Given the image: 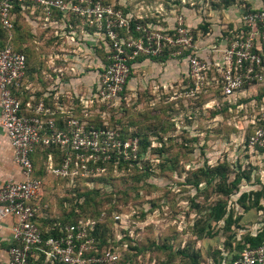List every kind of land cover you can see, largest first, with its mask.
Wrapping results in <instances>:
<instances>
[{
	"label": "rangeland",
	"instance_id": "374dc122",
	"mask_svg": "<svg viewBox=\"0 0 264 264\" xmlns=\"http://www.w3.org/2000/svg\"><path fill=\"white\" fill-rule=\"evenodd\" d=\"M99 1L138 20L161 22L165 16L181 15L194 26L195 38L202 33L199 28L209 31V15L219 17L222 4ZM245 3L237 0L236 5ZM169 91L130 92L126 86L113 107L78 111L74 117L84 134L94 130L97 136L88 140L93 146L84 145L78 152L70 145L59 148L60 163L71 157L74 168H88L90 175L72 184L45 177L39 203L56 217L63 215V207L73 206L67 199L82 204L80 190H99V196L91 198L97 206L82 215L101 224L100 234L113 247L102 264H221L227 251L245 248V237L264 227V152L249 150L246 144L250 124L264 113V91L248 90L230 99L235 103L217 116L202 100H173ZM37 163L40 168L43 160ZM237 179V188L225 195ZM243 194L246 208L254 203V194H261L263 210L245 211L238 201ZM219 202L225 204L226 215L215 222L213 209ZM229 214L231 226L225 223Z\"/></svg>",
	"mask_w": 264,
	"mask_h": 264
},
{
	"label": "built area",
	"instance_id": "2783aa9c",
	"mask_svg": "<svg viewBox=\"0 0 264 264\" xmlns=\"http://www.w3.org/2000/svg\"><path fill=\"white\" fill-rule=\"evenodd\" d=\"M15 4L23 11L40 9L45 20H50L54 11L62 18H81L104 42L107 64L95 92L80 101L81 112L92 108L105 110L108 105H113L125 91L134 63L140 58L161 57L166 49H172L169 58H177L187 65L181 82L172 89L173 100H207L203 106L212 109L218 106L214 97L217 90L223 101L232 103L230 99L248 90L264 88V3L257 11L246 12L240 26L229 32L230 36H220L221 42L211 47L209 56L205 49L197 46L193 29L181 15L167 28H162L158 23L132 24L129 16L94 0H0V25L8 33L14 27ZM26 64L22 52L14 51L10 46L0 51V123L6 132L13 160L25 178L0 188V218L13 220V244L8 250L7 264H102L111 257L110 251L105 252L104 258L88 256L95 250L93 240L88 238V230L93 229L94 222L68 226L63 237L48 239H43L36 223L42 211L39 200L46 176L72 184L90 174L88 168L78 165L74 168L72 158L66 156L59 164L49 158L45 177L36 178L31 160L35 149L70 145L78 152L86 145H92L88 140L94 137L93 134L97 135L94 130L84 134L85 130L74 116L63 120V129L58 128L54 119L56 113L44 104L36 107L33 116H24L21 102L12 90L21 83ZM250 126L247 148L264 151V113ZM231 264H264V241L257 247L244 248Z\"/></svg>",
	"mask_w": 264,
	"mask_h": 264
},
{
	"label": "crops",
	"instance_id": "0c3cea01",
	"mask_svg": "<svg viewBox=\"0 0 264 264\" xmlns=\"http://www.w3.org/2000/svg\"><path fill=\"white\" fill-rule=\"evenodd\" d=\"M245 1L248 3L219 8L217 13L220 16L216 19L212 16L215 13L209 15V33H197L196 37L197 46L205 49L208 56L211 47L221 42L220 36L223 37L225 31L231 32L240 26L241 16L246 9H259L264 3L263 0ZM56 13L50 20H45L40 9L30 8L15 16L17 24L11 32L12 49L22 52L27 64L21 83L12 91L21 102L24 116H33L36 107L44 104L45 108L56 113L54 119L59 127L69 116L79 114L80 101L95 92L100 74L107 64V48L83 19L62 18ZM166 17V23L172 24L174 18ZM187 25L194 27L189 23ZM186 72V63L177 58L163 61L141 59L133 65L127 90L170 92ZM41 148L38 146L33 153V162L37 167V162L43 158L39 154ZM49 158L55 161L52 154L48 155L47 160ZM24 179L21 168L13 160L6 132L0 123V188ZM46 217L40 213V218L46 220ZM37 222L42 227L44 221L38 219ZM12 225L10 217L0 218V264L8 263V250L13 244Z\"/></svg>",
	"mask_w": 264,
	"mask_h": 264
},
{
	"label": "trees",
	"instance_id": "16d2710c",
	"mask_svg": "<svg viewBox=\"0 0 264 264\" xmlns=\"http://www.w3.org/2000/svg\"><path fill=\"white\" fill-rule=\"evenodd\" d=\"M94 1L95 2H99L103 6L112 7L114 10H116L113 6H110V5H107V4H103L99 0H94ZM236 2H237V0H222V4L220 5V7L221 8H228V7L236 4ZM261 8H259V9H261ZM259 9H253V10L246 9L245 11L246 12H251V11H257ZM24 11L22 10V8H21V6L19 4H15L14 13H15L16 16L21 15V13L23 14ZM58 14L61 17L60 13H58ZM124 15L130 17L132 24H134V23L157 24L158 23L159 27H162V28H167L170 25V24L166 23L165 18H161V22H159V21H155V20L154 21L142 20V19L138 20V19H135L133 16H130L128 14H124ZM16 18L18 20V17H16ZM15 24H17L16 20L14 22V26H15ZM199 29L202 30V33L204 35L209 33V31L207 30V28L205 26H203V27H201ZM234 30L235 29H233L232 31L234 32ZM12 31H14V30L12 29ZM12 31H10V33H8L0 25V51L3 50L4 48H6L7 46H10L12 48V38H11V32ZM193 31H194V29H193ZM223 35H224V37L227 36V35L230 36V33L228 31H225L223 33ZM171 52H172V49H166L161 57L152 58L151 60H160V61L166 60V59L169 58ZM141 59H145V58H140L139 60H141ZM105 60H106V57H105ZM259 89L264 91V88H259ZM124 92H123V94H124ZM214 97L217 100V105L218 106L214 107L212 109H209L210 112L213 114V116L220 115L221 112L226 111V110H223L225 108V106H231L232 105V103H230L229 101H223L222 100V98L220 97V94H219V90L214 92ZM201 100L202 99H200L199 101H201ZM199 101H197V102H199ZM202 101L203 102L201 104L203 106L207 102V100H202ZM108 107H113V105L112 104L108 105ZM62 127H63V122L61 123V125H59L58 128H62ZM39 154L43 155V158H41L43 160V163H42L40 168H37L36 164H34V162H33V154L31 155V160H32V163L34 165V170H35L34 171V176L36 178H44L45 177V168L47 166V157H48V155L52 154L54 156V158H55L54 163L55 164H59L60 163L63 155L61 154L60 149L58 147H55V146L43 147V148H41V152ZM220 176L223 177V174L221 173ZM81 179H85V178H81ZM62 181L65 182V183H68V181H65V180H62ZM238 181H239V179H237L234 183H232L230 185V188L227 190L225 195H228L232 191V188L233 189L237 188ZM78 182H80V181H78ZM81 191L82 190H80L79 192H81ZM79 192H78V199L81 200L80 198H84V200L82 201V204L79 201H77L75 198L74 199L70 198L72 200L67 199L66 201H68L69 204H72L73 206L70 207L69 209L63 207V212L64 213H63L62 216H59V217L52 216L50 210L46 211V209L41 211L42 214L47 215V217H46L47 219L46 220L42 219L39 216L36 219V223H37V225L39 226V229L42 232L43 239L61 238V237H63L65 235V228L66 227L75 226V225L79 224L80 222H86V221H91V220L95 221L92 218L88 219L86 217H83L82 214H85L84 212L86 211V209H88V207L97 206L96 202L92 201L91 198L93 196L97 198L99 196V190H87L85 192H81V193H79ZM254 195L256 196V199H255L254 203L252 204V206H249L247 208L245 206L246 194H243L240 197V199L238 200L239 203L242 205V207L245 208V211H249V210H252V209H254L256 211H262L263 210V208L259 205V199H260V195L261 194H254ZM225 207H226L225 204H222V202H219L215 206V208L213 209L214 210L213 213L215 214L214 217H213V220L215 222H219L225 217V215H226ZM38 219L44 221L42 227H41L40 224H38V222H37ZM232 219H233L232 214H229L226 217V219H225V223L228 226H231ZM94 223H95V225L93 226V229L92 230H88V238L93 240V244L95 246V250L94 251H90L88 253V256H97L98 257V254H100L101 252L103 253V252L110 251L111 248H112V251H113V247H110L111 245L107 244V242L105 240V237L102 234H100V232H101V229H100L101 224L98 221L97 222L95 221ZM206 235H208V234L205 233V236ZM199 237H201V236H199ZM263 241H264V227L260 231H258V233L256 235L248 234L245 237V242H246L245 248L247 246H249V247H257V246L261 245L263 243ZM234 249H232L230 251H227V254L224 255V257H223V259L221 261V264H231V260L233 258H236L237 255L244 249V247L243 246H238V247H236V250H234ZM231 257H232V259H230ZM32 264H39V262H35V263H32ZM195 264H197V262Z\"/></svg>",
	"mask_w": 264,
	"mask_h": 264
}]
</instances>
